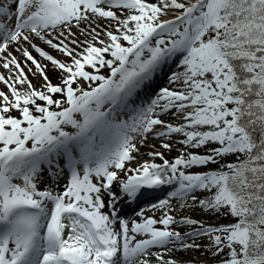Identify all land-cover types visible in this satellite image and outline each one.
<instances>
[{"label": "snow or ice", "instance_id": "1", "mask_svg": "<svg viewBox=\"0 0 264 264\" xmlns=\"http://www.w3.org/2000/svg\"><path fill=\"white\" fill-rule=\"evenodd\" d=\"M0 264H264V0H0Z\"/></svg>", "mask_w": 264, "mask_h": 264}]
</instances>
